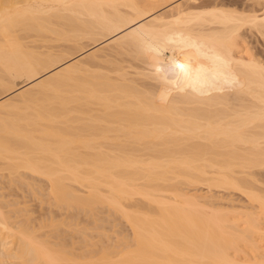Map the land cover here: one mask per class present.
Wrapping results in <instances>:
<instances>
[{
  "label": "bare ground",
  "instance_id": "1",
  "mask_svg": "<svg viewBox=\"0 0 264 264\" xmlns=\"http://www.w3.org/2000/svg\"><path fill=\"white\" fill-rule=\"evenodd\" d=\"M250 35L264 0H0V264H264Z\"/></svg>",
  "mask_w": 264,
  "mask_h": 264
},
{
  "label": "rangeland",
  "instance_id": "2",
  "mask_svg": "<svg viewBox=\"0 0 264 264\" xmlns=\"http://www.w3.org/2000/svg\"><path fill=\"white\" fill-rule=\"evenodd\" d=\"M250 40L253 42L252 46L255 47V48H257L258 50L262 51V52H263L262 54L264 55V41H263V39L260 38V39L258 40L255 36L250 35ZM202 185H203V184H202ZM202 185H201V187H200V185H198V188H199V189L196 187V188L198 189L199 192H198V191H195L194 189H193V191H194V192H198V194H200V192L202 191V192H201V195L204 194L203 196H206L207 194L210 195V196H211V195H216L215 197H217V196H218V197L221 196V197L218 199L219 203L216 202V201H217L216 198H215L216 201L212 198V200H214V201L218 204L216 207H220L221 205H222V207H225V206L228 207V205H230V206H235L234 209L238 208V209H240V210H243V209L245 208L244 205H247V203H246L244 197L241 196V194H240L239 192H237V191H235V192L231 191V193H230L229 191H226V192H225L223 189L220 190V189H216V188H215V189L212 188V189L209 190V187H208L207 185H203V186H202ZM206 186H207V187H206ZM200 188H201V189H200ZM188 189H190V188H188ZM190 191H191V190H190ZM209 191H210V192H209ZM228 192H229V193H228ZM20 193H21V192H20ZM20 193H19V195H21ZM192 193H193V192H192ZM206 193H207V194H206ZM210 193H211V194H210ZM43 195H44V196H43ZM43 195H40L39 197H37L38 199L36 198L35 202H34V200H33V201L31 200L30 203H29L30 199H29V198H26V199L29 200V201H28V203H29V204H28V208H29V210L31 211V208H32V211H31V213H30V214H31L30 217L33 216L34 218H36L37 221H38V219H41V218H42V215H43V213H44L43 211L46 212L47 207H49V206H47V205H49V203H46V205H45V203H44V200L47 199L46 196H45L46 194H43ZM21 196H22V195H21ZM21 196H20V197H21ZM42 197H43V198H42ZM211 197H212V196H211ZM39 198H40V199H39ZM44 198H46V199H44ZM42 199H43V201H42ZM209 199H210V198H207V200L210 202L211 199H210V200H209ZM207 200H205V201H207ZM47 201H48V199H47ZM208 201H207V203L210 204L211 202L209 203ZM212 202H213V201H212ZM247 202H248V201H247ZM39 203H40V204H39ZM216 203H214V204L216 205ZM245 203H246V204H245ZM41 204H42L43 207H44V205H45V207H44V208L41 207ZM43 204H44V205H43ZM220 204H221V205H220ZM224 204H225V205H224ZM233 204H234V205H233ZM243 204H244V205H243ZM219 205H220V206H219ZM238 205H239V206L242 205V206H240V208H239ZM29 206H30V207H29ZM210 206H211V205H210ZM213 206H214V205H213ZM213 206H212V207H213ZM243 207H244V208H243ZM41 208H42V212H41V210H40ZM242 208H243V209H242ZM43 209H44V210H43ZM48 209H49V208H48ZM52 209H54V211H55V207L52 208ZM238 209H236V210H238ZM34 210H35V211H34ZM100 210H102L103 213H101ZM100 210H99V212H100L102 215L99 213V214H98L99 216H97V217L100 218V219H101L102 217H104L102 220H100L101 222H99L100 224H102L103 228H104V226L107 224V223H106L105 225L103 224V223H105V222H104V221H105L104 219H107V220H108V219H115V221L111 220L112 223H113V222H114V223L111 225V229H110V231L108 230V234L110 233V236H109L108 234H106V233H107L106 231H107L108 227H107V228L105 227V228H106V231H105V230H104V231H105L106 233H104V235H106V236L108 235V236H107V239L103 237V238H102V241H101V239L99 240L98 237L96 238V234H97L98 231H100L101 229H100V230L97 229V230H98L97 233L95 232L96 230H94V233H95V235H94L95 240L98 241V242L100 241V242H99V243H100V246H101V244H102L101 242H104V239H106V243H107L108 239H110V238H111V241H112V239H115V240H113V243H115L114 241H116V242L118 241V242H119V238H118V236H117L118 233H119V236H120V234L123 232V233L121 234L122 237H124L125 234H127V235L130 234V233L128 232V230H129L130 232H131V230H130V228H129V226L127 225L126 222L123 223L124 220H123V222H121V221H122V220H121L122 218L120 219V217H118V216H117V217H118L117 219H116V218H111V217L109 218L108 214L110 215V213H109L108 211H103V209H100ZM104 210H105V209H104ZM33 211H34V212H33ZM39 212H41V213L39 214ZM106 212H107V215L105 214ZM28 215H29V214H28ZM111 215H112V214H111ZM105 216L108 217V218H105ZM84 217H85V218H84ZM84 217H82V218H84V221H85L86 217H88V216H85V215H84ZM113 217H115V215H113ZM64 218H65V216H59V217H58L59 220L64 219ZM32 219H33V218H32ZM90 219H91V218H90ZM90 219H89L88 222H91V221L93 220V219H92V220H90ZM34 220H35V219H33V221H34ZM82 220H83V219H82ZM37 221H35V223H36ZM39 221H40V220H39ZM84 221H83V222H84ZM109 221H110V220H109ZM111 221H110V222H111ZM102 222H103V223H102ZM110 222H108V223L111 224ZM85 223H86V222H85ZM121 223H123L124 225L126 224V225L128 226L126 229H128V230H125L126 225L124 226V225L121 224ZM82 224H83V223H82ZM86 224H87V223H86ZM90 224H91V223H88L87 227H88ZM92 224H93V221H92ZM94 224H96L95 226H97V223L94 222ZM100 224H99V226H100ZM109 224H108V225H109ZM114 224H115V225L117 224V225L119 226V227H118V226L116 225L118 229H117L116 227L114 228V226H115ZM120 224H121V226L123 225V227H121ZM61 226H62V225H60V228H62V230H63L64 227H63V226L61 227ZM106 226H107V225H106ZM89 227H90V226H89ZM97 227H98V226H97ZM97 227H96V228H97ZM109 227H110V226H109ZM120 227H121V228H120ZM90 228H91V227H90ZM119 228H120L121 230H120ZM122 228H124V229H122ZM94 229H95V227H94ZM116 229H117L118 231H117ZM113 230H115V231L113 232ZM87 231H90V235H92V233H91V229H90V230H87ZM101 231H102V230H101ZM124 231H125V233H124ZM126 231H127V233H126ZM116 232H118V233L116 234ZM120 232H121V233H120ZM87 233H89V232H87ZM113 233H114V234H113ZM115 234H116V235H115ZM114 235H115V236H114ZM123 235H124V236H123ZM127 235H126V236H127ZM116 236H117V238H114V237H116ZM129 236H130V235H129ZM92 237H93V235L91 236V238H92ZM109 237H110V238H109ZM122 237H121V238H122ZM91 238H90V239H91ZM127 238H128V237H127ZM93 239H94V238H93ZM116 239H118V240H116ZM95 240H94V242H95ZM109 241H110V240H109ZM98 242H97V243H98ZM118 242H117V244H118ZM99 243H98V244H99ZM107 244H108V243H107ZM107 244H105V245H107ZM110 244H111V243H109V245H110ZM117 244H115V245H117ZM102 245H103V244H102ZM112 245H114V244H112ZM95 246H96V249H97V244H96ZM100 246L98 247V249L100 248ZM103 246H104V245H103ZM101 247H102V246H101ZM88 248H89V247H88ZM94 248H95V247L93 246V249H94ZM89 249H90V248H89ZM91 249H92V247H91Z\"/></svg>",
  "mask_w": 264,
  "mask_h": 264
}]
</instances>
